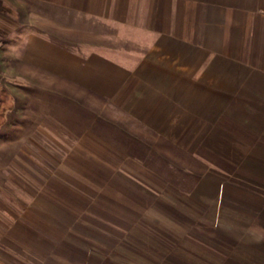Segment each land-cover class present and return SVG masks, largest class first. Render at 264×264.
<instances>
[{
	"label": "crops",
	"instance_id": "0c3cea01",
	"mask_svg": "<svg viewBox=\"0 0 264 264\" xmlns=\"http://www.w3.org/2000/svg\"><path fill=\"white\" fill-rule=\"evenodd\" d=\"M0 157V264H264V0H0Z\"/></svg>",
	"mask_w": 264,
	"mask_h": 264
},
{
	"label": "rangeland",
	"instance_id": "374dc122",
	"mask_svg": "<svg viewBox=\"0 0 264 264\" xmlns=\"http://www.w3.org/2000/svg\"><path fill=\"white\" fill-rule=\"evenodd\" d=\"M27 91H30L28 89L25 90V101L23 104H25L26 107V113H25V121L30 120L31 117L33 116L32 113H29V110L27 107H32L34 104L36 105V101L40 102L41 108L48 109L50 106L53 107L54 109L56 108L57 114H41L40 119L44 122L49 123L50 120L54 121L57 120L58 122V127L62 128V130H59V133L62 135L64 134H69L70 131H66L63 126L66 124H73L74 126L77 124H80L81 122L84 123H89V125L92 124L95 118H98L99 115H91V114H80V101L79 104H77L74 101H71L69 99H64V98H48V97H42L41 99L37 100L32 97L31 93H28ZM35 100V103H34ZM76 100V99H73ZM78 100V99H77ZM82 104V102H81ZM82 108V107H81ZM71 111V109L74 110L72 113H65L64 110ZM28 111V112H27ZM75 111H77L75 113ZM87 116V117H86ZM36 117V115H35ZM11 121H16V119H12ZM89 121V122H88ZM71 132L74 133H79L80 131L78 130H73ZM92 132V131H91ZM16 130H11L10 135H15ZM41 148H47L46 147H41ZM34 157H24L23 160L24 162V172H25V177L22 178L24 181V187L26 189L27 193H22L18 187L23 185L22 180L19 178L18 179V174H17V169H22V167H19L18 161H16V157H0V188H1V182H3V185L6 187L5 192H1L0 190V201H6V202H16V200L19 199V201L24 200V204H29L31 202V195H37L36 191L37 189H34L33 187H38L40 185L41 187L45 186L43 182L37 181L34 177H32L30 171L35 167V163L33 162ZM58 159L60 157H57ZM45 159V157H42V160ZM46 162V161H45ZM40 163V162H39ZM42 164H45L44 161ZM47 164V163H46ZM44 165H42L43 167ZM43 180V179H42ZM39 182V183H38ZM43 189V188H42ZM10 218V216H9ZM10 221V220H9ZM11 222V221H10Z\"/></svg>",
	"mask_w": 264,
	"mask_h": 264
}]
</instances>
